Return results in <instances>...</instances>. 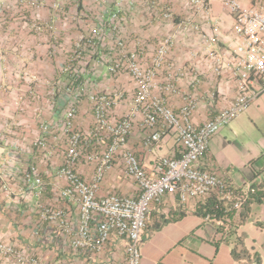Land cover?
Here are the masks:
<instances>
[{"label": "built area", "instance_id": "built-area-1", "mask_svg": "<svg viewBox=\"0 0 264 264\" xmlns=\"http://www.w3.org/2000/svg\"><path fill=\"white\" fill-rule=\"evenodd\" d=\"M217 1L233 21L231 45L220 55L209 50L206 57L216 77L232 82L235 96L203 124L195 125L192 121L197 107L193 95L184 98L178 111L167 105V97L179 95L176 82L183 76L173 73L174 65L169 60L173 38H165L150 61L143 62L142 51L129 50L122 39L117 13L108 20L113 34L109 43L111 54L100 52L106 50L104 27L76 42L72 56L61 69L66 81L51 90L52 95L56 90L62 91L65 105L57 117L39 123L30 144L11 138L16 123H2L0 144L6 157L0 158V176L7 178L12 164L23 156L33 158L18 177V194L38 218L30 246H15L0 235V264H140L139 249L147 238L151 205L164 199L177 198L180 206H190L194 211L209 197L215 198L219 216L209 213L202 219L216 229L221 228L217 231L221 240L228 237L231 216L243 208L256 188L235 187L202 163L211 138L264 92V0L249 6L238 0ZM188 2L208 18L207 0ZM26 5L35 10L39 3L29 0ZM164 18L170 19L171 15L165 13ZM216 23L210 35L202 36L207 48L221 38ZM179 31L199 29L188 18L180 23ZM84 53L96 57L95 62L90 65L85 61ZM101 68L113 78L127 76L133 85L132 94L127 97L123 90L95 89L94 79L100 76ZM197 82L195 76L191 77L189 85L195 87ZM219 94L218 87L210 97L215 99ZM28 97L32 102L38 98L32 89ZM82 100L90 108L91 125L87 130L75 127ZM126 101L129 109L118 116L116 109ZM135 128L146 133L142 145L147 149L175 136L179 156L157 158L149 171L127 146ZM118 162L121 175L134 184L137 195L110 192L99 196L107 173ZM81 166L93 168L89 179L80 174ZM46 172L49 173L44 175ZM2 190L10 195L8 184ZM45 195L50 196L46 203ZM40 249L48 256L43 257Z\"/></svg>", "mask_w": 264, "mask_h": 264}, {"label": "crops", "instance_id": "crops-1", "mask_svg": "<svg viewBox=\"0 0 264 264\" xmlns=\"http://www.w3.org/2000/svg\"><path fill=\"white\" fill-rule=\"evenodd\" d=\"M0 1H3L0 5V126L5 121L17 123L12 139L29 143L34 139L41 121L54 119L62 111L65 104L62 91L56 90L52 95L51 90L66 81L67 76L62 74L61 69L81 37L104 27L106 50L100 52L111 54L109 43L113 34L108 28V20L113 13L118 14L121 37L127 48L141 50L143 62L150 61L154 50L165 38H173L169 60L174 65L173 73L183 74L176 82L179 95L166 98L173 111L179 110L186 96L193 95L197 107L192 121L201 125L226 107L235 96L232 82L225 77H216L206 57L209 50L220 55L231 45L233 21L217 0H207V19L200 8L188 0H37L39 6L35 10L26 5L29 0ZM238 1L249 6L263 0ZM165 13H169L171 18H164ZM188 18L197 25L198 32L179 31L180 23ZM216 22L220 26L221 38L207 48L202 36L210 35ZM84 56L90 65L95 62L96 57H89L87 53ZM194 76L198 82L191 87L189 80ZM94 81L95 89L99 91L119 89L125 91L127 97L132 94L133 85L127 76L113 78L105 68L100 69V76ZM218 87L220 94L211 99L210 93ZM31 89L37 94V101L32 102L28 97ZM128 109V101L123 102L116 109V114L120 116ZM90 125V108L82 100L75 127L87 130ZM145 134L135 128L127 146L149 171L155 159L179 156L175 136L147 149L142 145ZM233 137H236L234 121L211 138L203 166L230 180L235 187L245 189L249 185H260L264 182L263 145L260 143L257 150L250 151L244 145L235 144ZM4 150L0 144L1 159L6 157ZM33 161L29 155L23 156L19 162L12 164L7 178L0 176V235L15 246L17 243L30 246L32 229L38 218L18 194V177ZM55 164L58 165V162ZM119 164L107 173L99 196L110 192L131 197L137 195L134 184L121 175ZM42 170L46 171L43 167ZM79 171L85 179H89L93 168L81 166ZM46 180L50 181V178ZM7 184L10 195L2 190ZM49 197L45 195L43 202L46 203ZM181 212L185 215L180 219L166 222ZM231 225L236 236L243 235L242 246L259 259V264H264V199L236 212L231 218ZM146 233L147 238L139 249L140 264L247 263L232 258L235 236L221 240L215 225L193 214L192 207L180 206L177 198L151 205ZM39 252L43 257L48 256L43 249Z\"/></svg>", "mask_w": 264, "mask_h": 264}, {"label": "rangeland", "instance_id": "rangeland-1", "mask_svg": "<svg viewBox=\"0 0 264 264\" xmlns=\"http://www.w3.org/2000/svg\"><path fill=\"white\" fill-rule=\"evenodd\" d=\"M233 121L236 125V137L232 138L235 144L244 145L250 151L257 150L260 143L264 147V92Z\"/></svg>", "mask_w": 264, "mask_h": 264}, {"label": "trees", "instance_id": "trees-1", "mask_svg": "<svg viewBox=\"0 0 264 264\" xmlns=\"http://www.w3.org/2000/svg\"><path fill=\"white\" fill-rule=\"evenodd\" d=\"M29 8H31V7H29ZM15 129H17V128H15ZM31 142H32V140L29 143H27V144H30ZM253 186H255L256 191H255V193H253V194L250 195L249 199L244 204V206H243L242 209H244L245 207H247L248 204H250L252 202H261L264 199V191H263L264 182H262L260 185L253 184ZM215 207H216V200H215V198L209 197L204 203L199 204L197 206V208L193 211V214H195V215H197V216H199L201 218L202 217H205L209 213L210 214L214 213V214H216V216H219V212L217 210H215ZM184 215H185V213L184 212H181V213L178 214L177 217H175V218H169V219L166 220V222H174V221H177L178 219H180ZM231 218H232V216H231ZM217 231L218 232L221 231V228H218ZM234 236H235V245L232 247V250H231L232 258L235 261H237V262L244 260L245 262H247L246 264H249L252 261L255 262V264H259V259L257 257H255L254 254H251L250 252H248L242 246L243 235L236 236L235 235V231L232 229L229 232V235L225 239V241L228 240V238H231V237H234Z\"/></svg>", "mask_w": 264, "mask_h": 264}]
</instances>
